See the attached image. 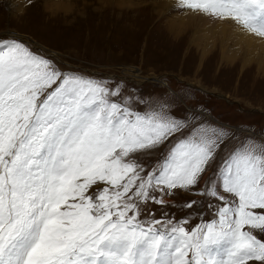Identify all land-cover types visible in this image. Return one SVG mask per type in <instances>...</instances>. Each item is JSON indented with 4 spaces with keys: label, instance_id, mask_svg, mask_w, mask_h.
Wrapping results in <instances>:
<instances>
[{
    "label": "snow or ice",
    "instance_id": "6c2138e0",
    "mask_svg": "<svg viewBox=\"0 0 264 264\" xmlns=\"http://www.w3.org/2000/svg\"><path fill=\"white\" fill-rule=\"evenodd\" d=\"M174 7L264 38V0ZM140 103L0 35V264H264V140L209 173L226 133ZM159 149L148 170L143 154ZM176 190L202 199L156 218L147 206Z\"/></svg>",
    "mask_w": 264,
    "mask_h": 264
},
{
    "label": "rangeland",
    "instance_id": "374dc122",
    "mask_svg": "<svg viewBox=\"0 0 264 264\" xmlns=\"http://www.w3.org/2000/svg\"><path fill=\"white\" fill-rule=\"evenodd\" d=\"M174 3L0 0V35L15 34L62 66L119 85L123 96L142 102L140 108L160 101L190 122L222 129L226 136L210 173L242 141L264 140V48L238 43L230 20L198 16ZM162 152L145 153L141 162L151 170ZM163 198L165 206H147L158 219L181 218L183 202L202 199L181 190Z\"/></svg>",
    "mask_w": 264,
    "mask_h": 264
},
{
    "label": "bare ground",
    "instance_id": "6f19581e",
    "mask_svg": "<svg viewBox=\"0 0 264 264\" xmlns=\"http://www.w3.org/2000/svg\"><path fill=\"white\" fill-rule=\"evenodd\" d=\"M231 22H228V23L231 24ZM235 25H234V35L236 36L235 38H236L238 43H240L242 45H246L249 49L254 48L253 43H259L260 44L259 48L260 49L264 48L263 47L264 38H260V37L253 35V34H250V33L246 32L245 30H243L241 27H239L237 25L235 26ZM254 49H257V48H254ZM135 75L139 76V74H136V73H135ZM154 79H158V78L155 76Z\"/></svg>",
    "mask_w": 264,
    "mask_h": 264
}]
</instances>
